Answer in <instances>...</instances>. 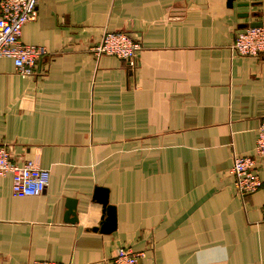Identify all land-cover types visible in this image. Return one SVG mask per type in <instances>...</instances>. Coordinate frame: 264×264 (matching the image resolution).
<instances>
[{
    "label": "crops",
    "instance_id": "obj_1",
    "mask_svg": "<svg viewBox=\"0 0 264 264\" xmlns=\"http://www.w3.org/2000/svg\"><path fill=\"white\" fill-rule=\"evenodd\" d=\"M259 21L264 0H39L21 33L45 50L39 74L0 59V144L50 177L39 196L0 177V264H113L119 247L138 264H264V161L245 196L230 173L264 115V53L230 46ZM105 31L138 36L133 70L95 53Z\"/></svg>",
    "mask_w": 264,
    "mask_h": 264
},
{
    "label": "built area",
    "instance_id": "obj_2",
    "mask_svg": "<svg viewBox=\"0 0 264 264\" xmlns=\"http://www.w3.org/2000/svg\"><path fill=\"white\" fill-rule=\"evenodd\" d=\"M39 0H0V59L11 58L18 75L33 77L39 74L37 62L45 54L42 46L24 44L21 41L22 27L37 17ZM140 48L137 35L125 32L105 31L100 42L93 48L97 55L116 56L136 66L137 51ZM233 54L256 56L264 53V25L246 27L238 32L230 46ZM264 161V115L257 129L254 153L251 156H234L230 173L239 196L257 191L262 186L259 167ZM11 176V191L18 196H39L49 182V171L38 167L33 161L15 163L7 145L0 144V177ZM264 210V205H263ZM143 253L130 247H119L113 257V264H138ZM32 264H57L36 260Z\"/></svg>",
    "mask_w": 264,
    "mask_h": 264
},
{
    "label": "water",
    "instance_id": "obj_3",
    "mask_svg": "<svg viewBox=\"0 0 264 264\" xmlns=\"http://www.w3.org/2000/svg\"><path fill=\"white\" fill-rule=\"evenodd\" d=\"M235 0H226V4L228 7H233V3ZM249 4L248 3H240L238 4L239 7H247ZM251 16H257L256 13L250 14ZM241 17H249V13L248 12H244L242 14H240ZM264 25V22H251V23H246L243 24L242 27L246 28V27H259ZM108 192L106 189L103 188H97L95 191V198L98 200V202H100L105 210L106 213V223H109V227L106 228V226L104 227V225H106V223H103L102 226H100V230L102 231H111L114 226H115V211H114V207L108 204ZM75 204H76V200L74 199H68L67 200V212L65 215V221H69V222H75L77 220V216H76V211H75ZM95 229V228H94Z\"/></svg>",
    "mask_w": 264,
    "mask_h": 264
}]
</instances>
